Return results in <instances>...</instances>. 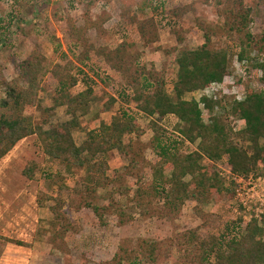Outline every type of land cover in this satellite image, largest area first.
Returning a JSON list of instances; mask_svg holds the SVG:
<instances>
[{
    "label": "rangeland",
    "instance_id": "1",
    "mask_svg": "<svg viewBox=\"0 0 264 264\" xmlns=\"http://www.w3.org/2000/svg\"><path fill=\"white\" fill-rule=\"evenodd\" d=\"M91 0H0V96H7L9 85L15 82L19 75V65L29 57L33 50L38 49L52 61L70 64L72 73L82 67L77 56L81 49L74 48L70 39L69 20L73 19L81 26L86 16L93 19H104L108 15L105 30L92 28L88 37L96 48L101 46L116 47L126 39L131 41L134 51L147 69L156 68L166 78L167 90L172 91L177 78V57L183 49H196L205 39L206 30L213 33L212 47L217 50H232L236 53L237 40L227 35L221 28L224 19L220 14L217 0H96V4L88 10ZM93 1V0H92ZM247 5L254 8L253 31L260 35L264 31V0H246ZM149 5H151L149 7ZM158 11H154L155 6ZM133 7L128 13L126 8ZM188 9L186 14L178 16L176 24L174 9ZM89 11V13H88ZM173 11V13H172ZM133 15L138 23L152 18L157 21L159 38L148 46L137 34V25L131 20ZM203 23V28L200 26ZM175 28H171V24ZM172 24V25H173ZM257 57V51L252 52ZM96 71L103 77L114 74L105 60L94 54ZM231 76L229 75L225 88L234 96L242 97L247 87L257 90L264 89L262 71H256L242 66L237 58L231 59ZM79 75L78 84L72 92L79 93L86 89L87 77L94 79V87L98 95L91 104L90 111L81 117V126L74 130L78 144L87 138L90 131L97 129L102 121L110 120L125 105L138 111L139 123L143 128L142 135H127V153L112 151L109 153V188H99L94 195L84 192L83 181L86 173L57 162L45 154L42 142L34 134L21 140L4 158L0 160V236L25 241L19 245L0 238V264H98L100 260L110 259L125 246L138 249L141 242L148 240L158 242L172 237L176 233L189 228H199L203 234L212 231H226L240 217L237 211L236 196L232 199L208 202L191 198L182 206L181 213L175 219L158 217L136 207L135 191L139 186L146 185L154 178L152 165L158 160L156 151L151 147L154 132L150 126L155 120L167 131L180 135L176 130L182 127L176 116L169 115L164 119L148 116L139 111L136 104L120 97L124 83L120 77L100 80L89 68ZM241 77V83L231 84L232 78ZM217 91V90H216ZM111 96L118 101L109 109L106 103ZM203 96L215 101L224 96L223 92L213 95L204 90L186 93L187 100H201ZM232 99V98H231ZM230 98L225 97L215 106L214 112L205 111L206 123H211L217 117L222 125H227L234 132L241 130L245 123L229 113ZM59 82L49 71L41 79L38 95L34 104L25 109L35 125L49 129L51 125L72 119L66 106L59 104ZM198 143H187L179 147L182 154H187L198 148ZM249 147V144H247ZM34 164L35 174L32 178L25 175L24 170L29 164ZM205 164L210 163L205 159ZM219 172L227 177L230 167L227 156L215 163ZM58 175L70 189L60 190L53 184V176ZM256 178L264 176V166L260 173L254 172ZM80 191L81 194H75ZM83 196L88 197L93 204L105 207L118 199L122 215L112 207L99 210L82 204ZM64 203L63 210L70 221L72 229L64 238L65 248L55 245L52 222L55 214L52 207L58 205V200ZM239 221V220H238ZM238 224L237 226H239ZM244 226L241 228V232ZM238 235V230L232 232ZM147 264V263H146ZM180 264L179 253L172 251L159 263Z\"/></svg>",
    "mask_w": 264,
    "mask_h": 264
},
{
    "label": "trees",
    "instance_id": "2",
    "mask_svg": "<svg viewBox=\"0 0 264 264\" xmlns=\"http://www.w3.org/2000/svg\"><path fill=\"white\" fill-rule=\"evenodd\" d=\"M211 0H205L210 2ZM246 0H217L220 14L224 21L221 28L227 35L237 40L236 53L230 50H217L212 47L213 33L206 30L204 43L196 49H183L177 57L178 73L172 91L167 90L165 76L156 68L147 69L133 50L131 41L125 40L116 47L101 46L96 48L88 37L92 28L105 30V23L110 15L101 19L86 16L84 25L79 26L75 20H69L70 39L74 48L81 49L77 56L82 67L77 68L78 75L72 73L70 64L63 65L52 61L38 49L33 50L28 58L19 65V75L15 82H23L26 87L9 85L7 96H0V160L4 158L21 140L36 134L43 145L45 154L50 158L86 173L82 183L84 192L96 194L99 188H109L108 155L112 151L127 153L125 137L144 134L139 123L138 111L122 105L117 113L107 121H102L97 129L90 131L85 141L78 144L74 130L81 126V117L85 116L98 95L94 87V79L87 77L88 86L79 93H73L79 82V75L89 68L100 80L108 81L120 77L124 83L120 97L133 102L139 111L151 117L164 119L169 115L176 116L182 127H177L179 136L170 133L155 120L150 126L154 132L151 147L156 151L158 160L154 161L153 180L139 186L135 191L136 207L158 217L172 220L181 213L184 203L191 199L206 202L215 199L217 202L232 199L236 196L237 182L231 177L228 180L215 167V163L227 156V163L233 175L249 178L252 173H260L264 166V89L247 87L242 98L227 92L226 88L220 101L203 96L201 100H187L186 93L205 90L213 83H223L231 76V59L244 67L263 72L264 78V31L258 36L254 33V8L247 5ZM91 0L88 10L96 4ZM151 5H149L150 7ZM133 7L126 8L128 13ZM155 6L154 11H158ZM189 8L174 9L175 23L177 17L186 14ZM89 13V11H88ZM131 20L137 25V34L148 46L159 38L157 21L152 18L138 23L136 16ZM200 22V26H203ZM173 24V23H172ZM171 24V28L175 25ZM175 28V27H174ZM173 28V29H174ZM203 28V27H202ZM257 51V57L252 52ZM94 54L103 58L114 74L103 77L96 71ZM51 71L59 82V104L66 106L72 119L53 124L49 129L35 125L25 114L27 106L34 104L38 95L41 79ZM241 77L234 84L241 83ZM225 97L229 101V113L244 121L245 126L234 132L227 125H222L217 117L211 123L205 121V111L214 112ZM118 101L111 96L106 103L109 109ZM198 143V148L187 154L180 152L181 146L187 143ZM249 144V147H247ZM205 159L210 163L205 164ZM25 175L32 178L35 174L34 164H29ZM230 178V177H229ZM53 184L60 190L70 189L58 175L53 176ZM76 191L75 194H81ZM83 196L82 204H86L97 212L115 207L123 217L124 210L113 196V202L100 207ZM58 200V198H57ZM64 203L52 207L55 221L52 222L55 245L65 248L64 238L72 229L70 221L63 210ZM239 220V221H238ZM221 233L212 231L203 234L199 228H189L176 233L170 238L150 242L144 240L138 249L121 247L114 257L100 260L98 264H155L161 262L172 251L179 253L180 264H264V217L260 221L253 217L250 221L239 219ZM240 224L239 226H237ZM244 230L241 232V228ZM238 230V235L232 232ZM8 242L19 245L28 243L21 240L0 236Z\"/></svg>",
    "mask_w": 264,
    "mask_h": 264
},
{
    "label": "built area",
    "instance_id": "3",
    "mask_svg": "<svg viewBox=\"0 0 264 264\" xmlns=\"http://www.w3.org/2000/svg\"><path fill=\"white\" fill-rule=\"evenodd\" d=\"M226 78L223 83H213L206 88L204 92L216 94V90L225 88ZM232 78L231 84H234ZM242 98V97H239ZM229 177L237 182L236 185V203L238 214L243 216L244 220L250 221L253 217H257L260 221L264 217V176L249 178L235 176L230 171Z\"/></svg>",
    "mask_w": 264,
    "mask_h": 264
}]
</instances>
